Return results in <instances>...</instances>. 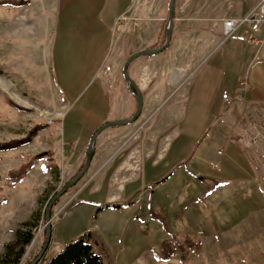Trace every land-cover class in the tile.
I'll return each mask as SVG.
<instances>
[{"label":"rangeland","instance_id":"rangeland-1","mask_svg":"<svg viewBox=\"0 0 264 264\" xmlns=\"http://www.w3.org/2000/svg\"><path fill=\"white\" fill-rule=\"evenodd\" d=\"M6 1L11 4L0 6V144L5 148L0 151V254L17 229H28L21 226L27 222L32 238L19 264H28L44 239L47 203L82 168L91 136L125 111L123 103L129 118L134 113L121 66L128 55L163 44L169 0ZM227 1L175 0L167 49L129 64L138 67L129 78L142 104L156 107L149 123H142L144 113L130 124L140 131L169 119L175 127L165 131L169 150L155 162L119 172L143 132L120 148L113 143L104 149L96 168L91 164L51 207L50 241L41 262L90 231L104 242L110 264H264V177L254 170L224 174L228 163L239 164L227 145L241 148L229 142L223 151L225 137L195 151L212 132L211 85L199 81L193 89L191 84L221 40ZM127 127L104 129L95 147L111 143ZM242 132L249 142L246 153L264 162V140L250 142ZM175 133L194 140L179 147ZM68 156L73 159L64 163ZM23 166L28 169L19 181ZM173 240L187 242L185 255L161 259L160 244Z\"/></svg>","mask_w":264,"mask_h":264},{"label":"crops","instance_id":"crops-1","mask_svg":"<svg viewBox=\"0 0 264 264\" xmlns=\"http://www.w3.org/2000/svg\"><path fill=\"white\" fill-rule=\"evenodd\" d=\"M259 1L260 0H228L225 8L226 14L228 15L227 18L237 19L244 17ZM248 37V29L244 27L222 44H219L220 41L215 42L211 52L203 58L200 63L201 66L202 64H207V69H205L206 67L201 69L200 65V67L198 66L199 69L197 68V79L195 82L193 81L191 85L194 86L193 89H196V85L199 81L211 85V92L209 94L210 99L208 101L210 105L208 123L212 120L213 127L210 136L206 138L205 142L202 141L195 151L201 150L208 141L209 147H211L212 143H218L225 137L226 141L223 143V151L229 142H237L241 145V148L231 147L228 150L227 145L226 150L230 158L238 157L237 161H239V164L237 167H233V163H228L223 167L224 174L231 173L234 170H241V173H248L249 175L250 173L252 174L254 170L255 175L261 178L264 177V162L259 163L255 160L256 155L252 157L250 153H246V150H249V142H246V140L242 138L244 136L242 131H244L247 133L246 135L249 136L250 142L256 143L260 137L264 140V46L262 48H257L249 43ZM137 68V66L135 68L130 67V65L128 66L127 73L131 79H134L133 77L136 76ZM145 76L146 71L144 70L142 77ZM134 81L136 82V80ZM136 83L138 84V82ZM186 83H188V81ZM224 94L227 95L226 99L221 98ZM123 106L125 107V111L122 114H117L113 120L110 121H121L129 118V114L131 113L130 108L126 107L127 103H123ZM155 109L156 107L154 104H142L140 115L145 113L142 123H149L150 117ZM245 113L249 115L246 116ZM213 117L214 119H212ZM246 117H249L248 122L253 128L252 134L246 123ZM257 122L260 125L257 124ZM156 123L155 129L154 126L153 129H149L146 125L140 130L143 132V136L140 139V144L137 146V151L133 149L134 152H130L120 161L119 172L121 170L134 169L138 166L141 167L142 164L147 161L155 162L156 159L159 160L161 156L163 157V155L168 152L171 140L169 133L167 134L165 131L171 130L170 126L173 127L172 129L175 127L169 119L158 120ZM127 125L126 131L129 130L131 132L126 133V131H123L121 135L116 136L119 130H125ZM116 127H118L119 130L115 133L116 138H114L111 143L100 142L98 146L95 147L94 145L93 155L87 170L91 164H93L92 170L96 168L97 162H99L103 151H105L104 149L110 148L113 143L117 144L115 146L120 148L123 142L129 139L132 142L131 139L140 132L139 128L133 124ZM174 136V141L179 140L180 142L179 147H181V144L186 145L188 142L187 139L191 141L194 140L192 136L187 134L175 133ZM142 139H147L150 145H146ZM86 148L87 144L84 151ZM83 154L84 153H81L76 157L73 163L74 166L80 161ZM263 157L264 154L262 153L260 158ZM72 159L73 158L68 156L63 162H71ZM190 162L191 160H189V163ZM213 168L216 169L217 165L216 167L213 166ZM127 179L126 177L125 180L127 181ZM132 205L134 204L127 206V208L132 207ZM110 209L116 210L118 207ZM106 252H108V249Z\"/></svg>","mask_w":264,"mask_h":264},{"label":"trees","instance_id":"trees-1","mask_svg":"<svg viewBox=\"0 0 264 264\" xmlns=\"http://www.w3.org/2000/svg\"><path fill=\"white\" fill-rule=\"evenodd\" d=\"M11 4L10 1H0V6ZM16 4H18L16 2ZM20 144V143H16ZM5 150L0 144V151ZM38 158L32 157L31 161ZM28 167H21V177L23 178ZM18 180L16 182H18ZM118 206L105 205L104 208H117ZM21 226L28 229H17L14 232V239L12 242L3 246V251L0 254V264H19L25 249L31 243L32 233L29 228V223H23ZM185 246L187 242L173 240L172 243L162 242L160 244V258L168 260L173 256L183 258L185 255ZM107 252L103 246L102 241L96 234L90 231L79 234L75 239L68 241L55 254L48 259L40 261L38 264H108ZM110 264V263H109Z\"/></svg>","mask_w":264,"mask_h":264},{"label":"water","instance_id":"water-1","mask_svg":"<svg viewBox=\"0 0 264 264\" xmlns=\"http://www.w3.org/2000/svg\"><path fill=\"white\" fill-rule=\"evenodd\" d=\"M174 1L175 0H169L168 5H167V17H166V26H165V35H164L163 44L158 48L136 51V52L130 54L122 63L121 76H122V79L127 86V89L129 90L130 94L134 97V100H135L134 113L132 114V116L130 118H128L126 120L113 121V122L106 123L104 126H102L100 129H98L91 136V138L88 142V145H87V150H86L85 159H84V163L82 165V168L69 181H67L58 191H56L51 196V198L49 199V201L47 203L45 213H44V229H45L44 230V239H43V242H42V245L40 247L39 252L28 264H38L41 261L44 253L46 252L49 241H50V233H51L50 209L53 206L56 199L59 198L61 195H63L70 187H72L86 172V170L89 166V163L91 161L92 155H93L94 143H95L96 136L106 128L130 124L133 121H135L137 119V117L139 116V114L141 112V108H142L141 95H140V92L137 88V85L127 75V68L129 66V64L137 58L157 55V54L163 52L165 49H167V47L169 46V43H170V38H171V33H172L173 15H174Z\"/></svg>","mask_w":264,"mask_h":264},{"label":"built area","instance_id":"built-area-1","mask_svg":"<svg viewBox=\"0 0 264 264\" xmlns=\"http://www.w3.org/2000/svg\"><path fill=\"white\" fill-rule=\"evenodd\" d=\"M246 27L249 32L248 41L257 48L264 46V0H260L247 15L242 18H228L222 21L220 28V44L233 37L240 29ZM227 95H222L226 99ZM219 149L218 153H221ZM216 167V165H214Z\"/></svg>","mask_w":264,"mask_h":264},{"label":"bare ground","instance_id":"bare-ground-1","mask_svg":"<svg viewBox=\"0 0 264 264\" xmlns=\"http://www.w3.org/2000/svg\"><path fill=\"white\" fill-rule=\"evenodd\" d=\"M32 245H34V243Z\"/></svg>","mask_w":264,"mask_h":264}]
</instances>
